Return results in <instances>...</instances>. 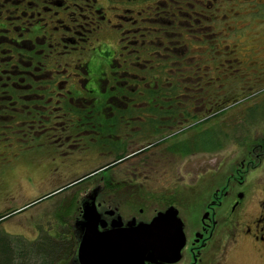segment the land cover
<instances>
[{"label": "flooded vegetation", "instance_id": "1", "mask_svg": "<svg viewBox=\"0 0 264 264\" xmlns=\"http://www.w3.org/2000/svg\"><path fill=\"white\" fill-rule=\"evenodd\" d=\"M203 3V0H0V102L37 98L42 94L19 93L18 85L38 80L50 81L43 95L50 98L47 109L54 112L58 111L60 100L65 101L70 95L90 96L100 108H127L132 112L93 120L49 122L39 125V134L22 127V131H17L20 134L28 130V143L17 139L15 131L14 143L2 137L0 142L6 149L13 145L21 150L41 149L48 154L50 160L44 161H49V165L61 163L67 169V162L75 156L97 153L103 159L108 157L110 162L83 179L47 194H63L101 175L96 184L101 192L88 202L95 200L106 224L105 228L98 226L101 233L115 230L112 226L118 225L119 217L124 229H130L133 221L137 223L133 216L130 222L124 221L121 203L114 205V197L125 200L128 215L132 209L138 215L145 214L151 203L161 207L154 209L153 219L175 208L182 224L184 247L177 258L150 253L145 258L146 264H227V254L240 248L249 250L255 260L264 264V194L256 197V192H264V184L258 181L264 163L263 145L249 147L240 162L224 171L207 173L204 179L199 171L196 177L200 181L194 190L189 188L181 193L175 186L173 192L164 194L160 190L146 192L151 186L149 182L154 181L134 178L146 166L154 169L169 157L174 158L175 164L178 159L195 155L211 156L226 145L213 152L212 148L200 151L195 146L196 130L204 134L209 123L210 93H206L203 50L212 47L206 37L216 35L217 22V17L206 16L207 10L215 9V0ZM104 44L110 45L115 56L93 79L91 61ZM36 67L49 68L50 73L34 77L31 70ZM168 86L172 95H149L157 87ZM18 113L16 109L15 114ZM106 122L116 124L119 131L96 134L85 125ZM71 124L76 128L70 129ZM123 145L125 150L118 155L124 157L117 160L114 151ZM173 146L182 148L181 152H172ZM131 147L136 151L129 153ZM183 147L188 148L187 153ZM122 166H126L123 170L132 171V178H122L115 172ZM183 196H186L183 201L190 204L184 209ZM73 203L72 208L77 207L73 215L80 210L83 216V208L76 206L78 201L73 199ZM189 212L195 213V220L185 222ZM83 234L78 243L75 238L70 239L71 253L75 256Z\"/></svg>", "mask_w": 264, "mask_h": 264}, {"label": "rangeland", "instance_id": "2", "mask_svg": "<svg viewBox=\"0 0 264 264\" xmlns=\"http://www.w3.org/2000/svg\"><path fill=\"white\" fill-rule=\"evenodd\" d=\"M208 1L211 0H203V5L207 4ZM215 5V9L207 10L206 16L217 17L215 19L217 20L216 29L214 30L216 35H209L206 40L211 41L212 46L217 49L218 55L222 59L219 60V65L210 71L214 72V75L224 76L225 85L220 96H227L228 102L231 104L240 102V107L236 105L224 113L222 117L212 119L210 123L206 124L204 134L196 130L195 139H197V143L195 146L199 149L212 148V151L222 148L224 144L227 146L225 145L221 151L211 156L206 154L195 155L182 161L178 159L175 164L174 158L169 157V159L160 161L159 164L156 163L158 165L154 169H151V165L146 166L143 173L134 176V178L149 179V181L156 182L154 184V182L147 181L151 186L146 188V192L153 191L156 193L160 190V193L164 194L165 191L173 192L175 186L178 187L176 191L181 193L189 188L194 190L200 181L196 177L199 171L203 175L201 178L204 179L207 173L211 175L214 172L215 174V172L224 171L228 166H234L236 162H240L245 157L249 146H243V144L248 139L255 142L264 138V124L262 123L251 129L246 125L243 128L238 127L241 126V120L245 122L247 119L249 115V111L245 114L247 109L264 102V0H215ZM208 51V49L203 50V60L210 64L213 62L212 59L216 58L217 52ZM95 54L94 58L96 59H92V68H90V76L93 79L99 77L101 71L109 66L108 64L115 56L109 44H104L103 49ZM226 75L227 77H225ZM220 82V78H218V81L213 82L212 87L214 88ZM223 100H217V102L222 103ZM255 107L257 109L253 112H256L255 117H257L258 122H261L264 105ZM222 119L225 120L224 126L219 124ZM234 125L237 126L232 129ZM215 144L217 146L213 149ZM127 151L131 153L136 149L131 147ZM44 160L50 159L48 154L41 149L21 150L14 145L6 149L0 142V216L12 211L15 212L9 219L6 218L0 224V238L5 240L6 237V240L10 239L14 244H19L20 247L22 245L27 246V244L32 247L35 246L33 251H38V254L39 252L42 253L40 256L45 259L43 263L51 264L50 260L53 254L57 252L56 246L60 242L59 237H64L63 240L67 238L69 241L75 238L77 243L80 241L79 237L83 233L81 224L84 222V218L82 213L80 214V210L77 212L78 214L73 215L77 208H72L75 205L73 199L74 202L75 200L78 201L76 206L83 208V205L88 203L94 194L99 195L101 191L96 188L99 186L96 184L101 180V175H96L85 184H77L63 194H54L53 196L47 194L64 185L67 186L83 179L96 168L106 165L110 159L98 157L97 153L79 155L67 162L69 164L68 169L61 163H55L53 166L49 165V161ZM262 166L258 181L264 184V163ZM56 167L57 170L54 171ZM125 168L126 166L119 167L115 172L122 178H132V171L123 170ZM119 169H122L123 173L118 172ZM127 173L128 176H126ZM158 185L160 188H155ZM90 187H92L91 190L86 192L85 189ZM261 194H264L263 190L256 192V197ZM185 197H181L182 209L190 206L183 201L186 199ZM112 201L114 205L121 203L120 214L125 222H130L133 216L137 218V224L140 225L149 224L154 217V209L159 210L161 208L158 204L151 203L145 214L138 215L132 209L133 211L128 215L127 206L124 205L125 200L121 196L112 198ZM180 216L181 219L184 215L181 214ZM195 217L194 212H189L184 221L192 222ZM65 220H69L70 224L65 226L63 224ZM66 232L67 234H65ZM45 236H47L48 245L45 244L44 248L43 245H39L38 241ZM65 243L62 241V245ZM66 255L68 253L63 254L62 257ZM227 255V264H261V261L255 260L249 250L245 248L230 251ZM76 257L77 255L73 259ZM71 263L68 261L67 264ZM34 264H37L36 260H34Z\"/></svg>", "mask_w": 264, "mask_h": 264}, {"label": "trees", "instance_id": "3", "mask_svg": "<svg viewBox=\"0 0 264 264\" xmlns=\"http://www.w3.org/2000/svg\"><path fill=\"white\" fill-rule=\"evenodd\" d=\"M208 50L210 52L212 51L211 53L217 52V49H215L214 46L209 47ZM215 56L216 58L212 59L213 60L212 63L207 64L204 62L206 93H210V95L207 97L209 123L212 121V119H217L219 117H222L224 113H227L230 108L236 105H239L240 107V104H239L240 102H238V104L237 103L231 104L228 102L229 100L227 96L225 97L220 96V94L224 90V85H225L223 81L224 76L223 75L220 76L217 74L214 75V72L210 71L212 68L217 67L219 65V60L222 59L218 55V52L216 53ZM49 70L50 69L46 67H36V68H33L31 72L33 76L36 77V76H42L46 74L47 72L50 73ZM225 77H227V75ZM218 78H220L221 82L218 85H215L213 88L212 87V85L214 84L213 82L218 81ZM48 84H50V81L45 82V81H38V80L37 82H33V83L19 84L18 86L21 87V89H19V93H26V92L34 91L42 95L38 96L37 98H26V99H22L16 102H0V137L4 138L6 142L14 143L16 141L14 139L15 136L13 135V131H15L17 132L16 136L18 135L17 139H20L23 142L28 143L29 137L28 138L26 137V133L28 130H24L23 132H20V134L17 131L19 129H21L20 131H22V127H25V129L30 128L34 132L39 134L41 130L39 125L46 124L49 122H60V121L71 122L73 120H79V121L93 120L96 118L110 117L114 115L125 116V114L132 113L131 110L127 108L125 109L118 108L114 110L100 108L96 106V100L94 98L91 99L90 96L75 98L72 95H70V97L65 98L66 99L65 101L60 100L59 106L56 107L58 111L54 112L52 110L47 109L48 103L50 102V98L47 97L46 95H43V92L46 90L44 88ZM149 95L150 96L151 95L153 96L172 95V88L170 86H168L167 88L157 87V89H154L152 92L149 93ZM103 98H100L99 100L100 103L103 101ZM106 99L107 98H105L104 100ZM222 99H224V102L222 103L217 102V100H222ZM171 104L172 103H169L168 105H171ZM258 105H264V102H262L261 104H256L255 106H258ZM254 107L247 109L245 111V114H247L246 112L249 111L248 112L249 115L247 119L245 120V122L244 120L240 119L242 123H241V126H238L239 128L241 127L243 128L246 125L249 129H251L253 127H256V125H259L260 123L264 124V114L261 118V122H258V120L256 119L257 117H255L256 112L255 113L253 112V110L257 109V107L255 108ZM16 109H18V112H19L18 114H15ZM183 109L184 108L181 106V111ZM158 110L160 109H154L152 111L158 112ZM223 123H225V120L222 119L219 124L224 126ZM85 125H86V128L93 129V131H95L94 133L96 134L98 133L102 135L115 134L117 131H119V129H117L118 127L116 124L113 125L109 122H106L104 124L93 123V124H89V125L85 124ZM236 126L237 125L232 126V129L233 128L235 129ZM69 128L70 129L76 128V126L71 124ZM110 142L112 144L115 143L114 141H111V140ZM257 144L263 145V152H264V138L256 140L255 142H252V140L250 141V139H248L246 143L243 144V146L247 145L251 149L253 146L257 148ZM216 146L217 145L215 144L213 146V149ZM173 147H174V150H171V149L170 150L174 153L181 152L182 150V148L178 150V149H175L176 146H173ZM183 148H184L183 150L187 153L188 148L186 147H183ZM124 150H125V146L123 145V146H118V148L114 151V153L117 154V157H118L117 160L122 159L124 157L122 155H118L119 152L121 154L124 152ZM197 150L201 151L202 149L198 148ZM14 213L15 212L12 211L9 215H1L0 224L4 222L6 218L9 219ZM63 224H65V226L69 225V221L65 220ZM65 234H67V232ZM45 237L42 240L38 241L40 243L39 245L44 246L45 244H47V241H46L47 236ZM63 238L64 237L62 238L59 237L60 242H58L56 246L57 252L53 254L50 260L51 264H67L68 261L73 260V257L75 256L73 253L69 254L71 252V249L73 248V242H71V240L69 241L67 238L63 240ZM5 240H6V237H5ZM5 240L0 238V264H34V260L37 261V264H44L43 262H45V259H42L41 257L42 253L39 252L38 254L37 253L38 251H33V249H35V246L32 247L30 246V244H27V246L22 245L23 247L21 246L22 247L21 248L19 244H14L10 239H7L6 241ZM62 241L66 242L65 245H62ZM66 253H68V255L62 257L63 254L65 255Z\"/></svg>", "mask_w": 264, "mask_h": 264}, {"label": "water", "instance_id": "4", "mask_svg": "<svg viewBox=\"0 0 264 264\" xmlns=\"http://www.w3.org/2000/svg\"><path fill=\"white\" fill-rule=\"evenodd\" d=\"M94 201L83 207L84 234L71 264H146L150 253L177 258L184 247L182 224L175 208L158 214L149 224L133 221L130 229H124L119 217L118 225L112 226L115 230L101 233L98 226L105 228L106 224Z\"/></svg>", "mask_w": 264, "mask_h": 264}]
</instances>
